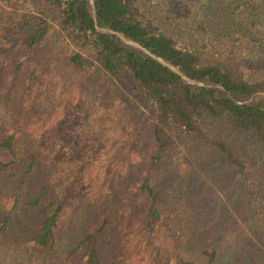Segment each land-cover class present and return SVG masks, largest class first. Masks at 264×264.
Listing matches in <instances>:
<instances>
[{
    "label": "trees",
    "instance_id": "obj_1",
    "mask_svg": "<svg viewBox=\"0 0 264 264\" xmlns=\"http://www.w3.org/2000/svg\"><path fill=\"white\" fill-rule=\"evenodd\" d=\"M13 5L15 12L0 6V26L23 35V58L43 46L55 28L67 43L69 67L124 82L122 102L140 103L141 117L151 118L150 151L137 189L156 220L161 219L158 194L168 191L174 206L168 218L179 227L176 244H191L204 264H213L221 259V243L243 235L239 257L245 264L250 259L264 264V0H15ZM13 142V133L3 136L0 151L13 156ZM12 162L0 161V172ZM31 171L29 163L22 175ZM220 182L215 230H182L186 194L199 202L203 194L204 202L207 188ZM45 193L40 188L24 207L39 216L29 242L50 249L64 202ZM9 217L1 216L0 233ZM239 220L242 233L229 225ZM107 221L98 216L71 250L80 251L84 264H101L98 246ZM168 260L154 257L153 264Z\"/></svg>",
    "mask_w": 264,
    "mask_h": 264
},
{
    "label": "rangeland",
    "instance_id": "obj_2",
    "mask_svg": "<svg viewBox=\"0 0 264 264\" xmlns=\"http://www.w3.org/2000/svg\"><path fill=\"white\" fill-rule=\"evenodd\" d=\"M14 1L0 0V6L15 12ZM22 43V34L0 26V139L14 135V155L0 151V161H13L0 172V218L10 215L0 233V264H36L41 258L49 264H84L80 251L71 250L100 215L108 220L98 246L101 264H153L154 257L169 264H204L191 244H176L179 227L169 220L174 206L168 191L158 194L161 219L156 220L137 189L150 151L151 118L141 117L140 103L122 102L126 84L69 67L67 43L55 28L28 58L22 57ZM29 163L32 171L23 176ZM43 187L47 198L64 202L50 249L29 242L39 216L24 207ZM219 187L221 182L207 188L204 202L203 194L200 202L186 194L182 230H215ZM238 222L229 225L242 233ZM235 236L234 243H221V259L213 264H245L239 257L245 240Z\"/></svg>",
    "mask_w": 264,
    "mask_h": 264
}]
</instances>
